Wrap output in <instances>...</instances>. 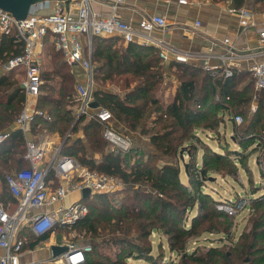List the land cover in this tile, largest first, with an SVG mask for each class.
<instances>
[{
  "label": "trees",
  "instance_id": "1",
  "mask_svg": "<svg viewBox=\"0 0 264 264\" xmlns=\"http://www.w3.org/2000/svg\"><path fill=\"white\" fill-rule=\"evenodd\" d=\"M246 1L232 0V4L241 7ZM254 5L263 10L264 0H254ZM119 39L112 34L93 37L92 55L98 84L94 96L125 127L149 135L154 149L146 151L134 144L128 150L109 147L108 144L113 145L104 136L106 124L96 116L87 119V114H81L73 126L77 104L74 77L60 52L51 46L53 69L41 72L44 83L37 103L47 115H37L34 127L41 123L43 133L58 131L62 136L71 130L61 148L62 154L129 184L123 189L124 194L118 196H115L117 192L109 191L94 192L83 198L88 214L72 227L60 225L57 229H76L74 239L83 234L82 243L92 244V250L86 253V260L81 264H264V192L257 194L258 188L248 197L253 210L238 238L228 234L219 241L229 243L210 245L205 251L188 250L190 239L205 229L202 226L231 233L232 222L227 219L234 215L218 208V204L230 199L214 196L204 187L211 177L215 181L212 172L236 174L238 163L246 168L249 156L264 151V89L258 94V106L250 116L248 109L256 93L250 72L235 70L226 77L223 70L213 75L200 66L178 61L167 67L154 47L136 42L126 47H112ZM23 51L24 41L18 32L4 34L0 39V64ZM126 71L130 74L122 82ZM168 72L179 82L176 94L165 105L161 90ZM106 80L121 82L125 93L108 91L103 85ZM25 100L19 79L0 74V132L17 119ZM235 113L243 114L242 124L234 122ZM228 124H232L231 139L235 147L223 136L216 138L217 149L200 133L212 131L219 137L223 134L222 126ZM81 127L83 136L73 138L72 132ZM187 141L189 144L185 146ZM24 144L22 132L13 133L0 144V177L11 195L6 175L16 166L26 165ZM182 148L188 153L187 160L179 155ZM199 148H202L201 163ZM258 160L264 178V153ZM183 169L186 180L181 175ZM194 206L197 212L190 217ZM153 232L166 235L169 250L177 253V261L166 260L161 241L156 245L158 253H154ZM48 236L45 233L30 244L34 246ZM105 247H110L109 251Z\"/></svg>",
  "mask_w": 264,
  "mask_h": 264
},
{
  "label": "built area",
  "instance_id": "2",
  "mask_svg": "<svg viewBox=\"0 0 264 264\" xmlns=\"http://www.w3.org/2000/svg\"><path fill=\"white\" fill-rule=\"evenodd\" d=\"M48 0H37L28 15L18 19L11 12L0 9V28L6 33L18 32L24 41L23 53L11 57L6 63L7 69H17L21 66L25 70V78L21 87L33 97L41 92L44 79L41 75L42 60L39 48L42 47L48 33L55 35V46L62 52L65 60L70 64H81L88 73V82L77 84L78 112L96 116L104 122V136L115 147L128 150L132 141L129 137L118 133L110 122L112 112L103 106L91 112V103L94 101V65L92 61V39L95 35L120 34L125 40L132 41L139 35L146 36L155 27L168 28V21L164 15L155 14L140 21L136 29L130 22L123 20L118 7L125 0H110L111 12L104 14L95 11L91 0H80L77 7L67 10L61 5L47 14H42L40 8L49 6ZM180 3H189L191 0H179ZM231 12L238 16L244 27H258L260 42L264 48V20L259 23L251 11L246 8H231ZM147 38V36H146ZM160 47V54L164 59L173 57L176 61L197 59L203 61L205 70L216 75L220 70L226 77L233 75V65L241 54L236 52L234 43L229 37L224 39L225 50L219 54L214 53V45L207 47L206 51L186 52L174 46H169L161 39L147 38ZM217 57L221 63H211V58ZM254 85L257 90L264 89V60H259L251 66ZM252 111L256 105L251 106ZM43 114L41 109L24 107L16 121L19 126L28 131L32 129L37 115ZM233 120L237 125L244 122L242 113H235ZM10 137L9 131L0 132V144ZM46 147L34 139L26 141L24 159L28 166H22L9 172L6 180L13 195L18 199L17 207L10 212L0 202V247L5 253L0 257V264H81L86 260V253L92 250L89 242H69V250L59 259L25 260L22 261L20 253L24 246V238L19 237L17 230L23 223H29L37 235H42L57 225L72 227V225L86 216L88 205L83 200H75L69 204L59 203L51 211L28 215L30 207H43L62 201L73 191H83L90 188L91 193L114 191L120 178L115 175L97 172L83 166L71 155H61L57 149L52 159L44 163ZM53 173V177H49ZM250 199L246 195H236L227 202L218 204L219 209L228 215H236L249 206Z\"/></svg>",
  "mask_w": 264,
  "mask_h": 264
},
{
  "label": "crops",
  "instance_id": "3",
  "mask_svg": "<svg viewBox=\"0 0 264 264\" xmlns=\"http://www.w3.org/2000/svg\"><path fill=\"white\" fill-rule=\"evenodd\" d=\"M45 1V0H43ZM80 0H48L46 4L49 6L40 8L42 14H47L52 12L57 5L63 6L65 9H75L79 4ZM254 0H247L246 3L241 7H236L232 4V0H191L189 3H180L179 0H125L123 4L118 7V12L121 18L127 22H130L136 29L140 26V21L143 18L150 17L155 14L164 15L168 21V28L163 29L160 27H155L153 30L144 33L147 38L153 39H161L169 46H174L175 48L186 51V52H199V51H206L207 47L214 45V53L219 54L220 52L225 50V42L224 39L229 37L230 40L234 43L236 52L241 54L242 57H239L236 61V64L233 65V70H237L240 72L246 71L252 74L251 66L259 61L264 60V48L260 42V34L258 31V27H244L243 23L241 22L240 18L234 15L231 12V8H246L251 11L255 17V20L261 24L264 20V9L259 10L255 8L253 4ZM92 8L100 13L109 14L112 10L110 5V0H91ZM6 34L0 28V39L1 37ZM52 34V33H51ZM48 33L44 39L43 45L39 48V56L42 60V70H52V54L53 49L54 51H59L56 49L55 46V35H50ZM106 35V34H105ZM109 35V34H108ZM119 36L120 39L117 40L113 44L112 47H116L117 45L126 47L131 42H136L142 46H151L154 47L159 56L164 62L167 67H169L170 63L176 61L173 57L169 59H164L160 54V47L152 43V41H147L146 36L139 35L132 41L125 40L120 34H112ZM94 37V36H93ZM53 49H51L52 47ZM92 50H93V39H92ZM60 52V51H59ZM63 61H65L74 77V94L77 95V84L79 83H87L88 82V73L85 68L81 64H70L68 63L62 52ZM45 59H48V65L43 67L45 63ZM92 61L94 65V78L93 83L96 82L95 80V68L96 62ZM184 63L194 64L196 66H200L201 68L205 69L203 66L202 60H195L190 59L188 61H178ZM5 63L0 64V74H8L12 75L19 79V87H21V82L25 78V70L24 67L21 66L17 69H7L5 67ZM211 63L213 64H220L221 61L217 57L211 58ZM168 76L164 81V87L161 90V99L165 105H168L172 100L173 96L176 94L178 82L174 75L171 72H168ZM130 74V71L124 72L122 82L124 78ZM253 76V74H252ZM59 79V77H56ZM107 83L112 82L111 80H106ZM174 82V85H173ZM117 84V87L109 88L106 87L108 91L119 93L122 95L125 93L126 90L123 89L121 86V82H112ZM134 81L132 82L133 85ZM172 86V97H170L168 91ZM255 87V85H254ZM96 87H94L95 90ZM21 89L25 92V90L21 87ZM256 90L254 98L249 106V114L250 116L256 111H252L251 106L257 105L258 94L261 90ZM42 93V92H41ZM26 100L24 103V107L28 106L30 108L37 107L38 97H33L28 95L25 92ZM167 98H165V97ZM95 97V96H94ZM164 97V98H163ZM170 97V100L169 98ZM97 100L94 98V101ZM98 101V100H97ZM99 102V101H98ZM101 105L99 104L98 107H91V112L97 110ZM23 107V108H24ZM78 112V102L75 106L73 111L76 118L79 116L77 115ZM81 115V114H80ZM92 116L87 114L86 118L90 119ZM76 120V119H75ZM152 120V119H151ZM151 120L149 121L151 123ZM36 121V119H35ZM35 121L33 123L32 129L28 131H24L17 121L15 120L12 125L4 129L3 131H9L10 137L13 133L22 132L25 139V148H26V141L28 139H34L37 142L43 143L46 147V157L44 159V163H46L49 159H52L55 155V152L59 151L62 154L61 148L63 146L64 138L66 136H62L58 131L51 132V133H43L41 131V123H37L36 127H34ZM75 122V121H74ZM230 123V121L228 120ZM74 124V123H73ZM110 125L121 135H125L129 137L132 141V145H137L139 147H145L147 150H151L153 145L150 142L149 135L141 134L139 131H133L125 127L122 123L118 122L115 116H113ZM41 135V139L45 141H41L38 139V135ZM69 136L71 135V130L67 133ZM66 134V135H67ZM79 136H83L82 127L79 131L73 133L72 137L76 138ZM7 140V139H6ZM3 143V142H2ZM217 143V141H216ZM112 144V143H111ZM113 145V144H112ZM113 147H115L113 145ZM147 147V148H146ZM215 148H219V144ZM99 155V154H98ZM99 157V156H98ZM80 163V162H79ZM29 163L26 161V165L28 166ZM84 166V165H83ZM19 168L16 166L15 169ZM52 177L54 176L53 173H50ZM75 200H83V191H73L68 196H66L62 201L57 202L55 204H51L48 206L43 207H30L28 209V215H34L36 213L51 211L56 205L59 203L69 204ZM0 202L5 205L6 209L10 212L14 211L18 204V199L13 195L7 192L4 188L3 179L0 177ZM60 225L55 226V228L48 230L46 233H49V236L45 239H41L37 242L34 246L30 243L33 239L41 237V235H37L29 225V223H23L19 226L17 230V234L19 237L24 238L26 244H24L23 249L20 253V258L22 261L25 260H47V259H59L60 257H54L51 246L53 244H62L68 245L69 242H74L73 239L68 238L67 233L65 230H58L57 227ZM63 226V225H61ZM68 227V226H64ZM45 234V233H44ZM43 235V234H42ZM155 235V232H153ZM5 253L4 248L0 247V257Z\"/></svg>",
  "mask_w": 264,
  "mask_h": 264
},
{
  "label": "rangeland",
  "instance_id": "4",
  "mask_svg": "<svg viewBox=\"0 0 264 264\" xmlns=\"http://www.w3.org/2000/svg\"><path fill=\"white\" fill-rule=\"evenodd\" d=\"M44 62L45 63L43 64V67H46L48 65V59H45ZM97 85L98 84H96V82L93 84L94 87H97ZM103 85L109 88H114L118 86L117 84L112 83V82L110 83L105 82ZM173 85H174V82H173ZM170 87L171 88L169 89L168 93L170 97H172L171 93H172L173 87L172 86ZM170 97H168L169 100H170ZM222 131H223V134H220L219 137L215 136L214 132L212 131L210 132L203 131L200 133H202L206 141L210 142L214 146H217L216 138L220 139L223 136H227L228 141L231 142V146L235 147L236 146L235 142L231 139L232 124H228V126H222ZM38 136H39L38 139L41 141H45V139L47 138L46 137L44 140H42L40 137L41 135L39 134ZM189 142L187 141L184 145L186 146L187 144H189ZM108 146L113 147L110 144H108ZM143 149H145V147H143ZM152 149H154V147ZM145 150L150 151V149L149 150L145 149ZM262 153H264V151L259 150L256 153L249 156L248 159H246V166L250 167L251 170L247 169V167L245 168V166H243L241 163H238L239 167H238V172L236 174L222 175L220 173L212 172V175L216 176V179L215 181L210 180L209 183L207 184V187H204V189L210 190L214 196H221L222 198L228 197V199H232L236 195H244V194L250 197L251 192H253V190H255L256 188H258L257 194L264 192V178H263V173L261 171L262 165L259 163V160H258L259 156H261ZM96 155L99 156L98 154ZM179 155L181 158L183 155L185 160L188 159V153L187 151H184L183 148L180 150ZM201 155H202V148H199L198 150L199 163H201L202 161ZM181 175L183 179L186 180L184 169ZM125 186H129V184L125 185V183L120 178L119 183L117 184L115 188V191H113V192L118 193L115 196H118L119 194H124L122 192ZM252 210L253 208L251 204H249V206L242 209L236 215H234L233 217H229L227 219L228 222H232V226L229 229L231 233H225L222 230L217 231L215 229H210L209 227L206 228L205 226L200 227L202 229L203 228L205 229H203L198 236L192 237L190 239L188 250L193 251L194 249L198 248L199 251H205L210 245H215L217 243L221 245L225 243H229V241H222V242L219 241V238H221L222 236L227 237L228 234H230L234 239L238 238L240 233L248 225L250 216L252 214ZM196 212H197V206H194V208L190 211V217L192 216V214ZM187 222L189 223L190 219ZM223 228L224 226H222V229ZM65 232L67 233L68 238L73 239L75 243L80 244L84 240L82 236L83 234H81V236L78 239H74V236L77 234L76 229H71L70 231H65ZM152 238H153L155 254L158 253V249L156 245H158V243L161 241L163 244L161 248H163L165 252L166 260L167 261H170V260L177 261V257H176L177 253L175 251L171 252L169 250L166 235L155 232V235L152 234ZM109 249L110 247L104 248V250L106 251H109ZM139 261L144 262L143 259H140Z\"/></svg>",
  "mask_w": 264,
  "mask_h": 264
},
{
  "label": "water",
  "instance_id": "5",
  "mask_svg": "<svg viewBox=\"0 0 264 264\" xmlns=\"http://www.w3.org/2000/svg\"><path fill=\"white\" fill-rule=\"evenodd\" d=\"M37 0H0V9L4 11L11 12L15 17L18 19L25 18L28 13L30 12L31 6L36 2ZM99 102L97 100L93 101L90 105L91 107L95 108L99 106ZM80 115L76 118L73 126L77 123ZM72 129V128H71ZM69 134L66 135L64 138V142L67 140ZM182 158L184 159V156L182 155ZM187 163L185 164V168H187ZM211 180L214 179V177L210 178ZM91 190L90 188H84L83 190V198H86L90 195ZM52 252L54 257H60L65 252L69 250L68 245H62V244H53L51 246Z\"/></svg>",
  "mask_w": 264,
  "mask_h": 264
}]
</instances>
